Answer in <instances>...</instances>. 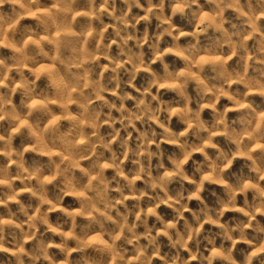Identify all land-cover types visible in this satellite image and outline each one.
Returning a JSON list of instances; mask_svg holds the SVG:
<instances>
[{
    "label": "clouds",
    "instance_id": "clouds-1",
    "mask_svg": "<svg viewBox=\"0 0 264 264\" xmlns=\"http://www.w3.org/2000/svg\"><path fill=\"white\" fill-rule=\"evenodd\" d=\"M0 264H264V0H0Z\"/></svg>",
    "mask_w": 264,
    "mask_h": 264
}]
</instances>
